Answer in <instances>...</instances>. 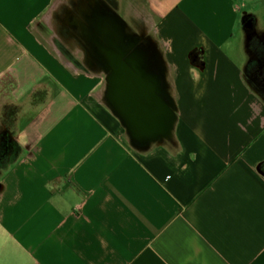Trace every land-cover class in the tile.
Instances as JSON below:
<instances>
[{
    "label": "crops",
    "instance_id": "1",
    "mask_svg": "<svg viewBox=\"0 0 264 264\" xmlns=\"http://www.w3.org/2000/svg\"><path fill=\"white\" fill-rule=\"evenodd\" d=\"M112 1L0 0V264H264V0H125L174 106L145 149L58 35Z\"/></svg>",
    "mask_w": 264,
    "mask_h": 264
},
{
    "label": "water",
    "instance_id": "2",
    "mask_svg": "<svg viewBox=\"0 0 264 264\" xmlns=\"http://www.w3.org/2000/svg\"><path fill=\"white\" fill-rule=\"evenodd\" d=\"M84 18L86 24L72 31L73 35L106 71V102L120 118L131 142L145 149L151 141L169 133L174 117L161 55L151 42L149 54L156 58L159 71L149 72V54L141 49L129 52L136 39L126 41L129 35L115 14L94 11Z\"/></svg>",
    "mask_w": 264,
    "mask_h": 264
},
{
    "label": "rangeland",
    "instance_id": "3",
    "mask_svg": "<svg viewBox=\"0 0 264 264\" xmlns=\"http://www.w3.org/2000/svg\"><path fill=\"white\" fill-rule=\"evenodd\" d=\"M80 0H72L74 3H79ZM105 5L111 6V3H109V0H103ZM125 4V5H124ZM124 7V8H123ZM136 13L133 9L127 8V2L125 0L122 1L121 4V13L122 17L125 21V30L127 35H134V33L138 35H146V37L154 44L155 50L158 52V54L161 53L160 46L155 41L154 38V32H153V20L151 16L147 13L146 10L142 7L136 8ZM243 10L240 12V16L242 15ZM256 18L258 19V26L264 28V12H262L259 8L256 9ZM58 34V33H57ZM61 37H65L68 40V43L71 45V49H66L65 54H71V57H75V59L71 58L73 61H75V64L77 67H79L82 70H85L89 73L93 74H100L103 75V82H104V93L106 91L107 87V81H106V71L103 69L102 65L97 63V60L91 56L85 48L79 47L78 44L74 41V38L70 36L68 33H59ZM74 37V35H73ZM76 38V36H75ZM104 101H107L106 96L104 95ZM4 119L2 115H0V120ZM127 131V130H126ZM127 135L129 136L128 132ZM130 137V136H129ZM10 135H8V131L5 128H2L0 126V143H2V147L5 149L4 155H0V171L3 166L9 162L19 151L18 145L13 142ZM1 151V150H0ZM5 157L3 159V157Z\"/></svg>",
    "mask_w": 264,
    "mask_h": 264
},
{
    "label": "flooded vegetation",
    "instance_id": "4",
    "mask_svg": "<svg viewBox=\"0 0 264 264\" xmlns=\"http://www.w3.org/2000/svg\"><path fill=\"white\" fill-rule=\"evenodd\" d=\"M109 3H111V5H113V1L112 0H109ZM136 39L135 43L133 44V47L129 50V52L131 51H134V50H138V49H141V50H144L145 52H147L148 54L152 51V43L151 41L146 37V35H138L136 33H134V35H130L126 41H128L129 39ZM147 61L149 62L148 64V71L149 72H156L158 73L159 71V65L158 63H156V58L153 56V55H148L147 56ZM262 78L260 79V82H261V86L264 88V73H262ZM12 144H14L12 142ZM2 143H0V155H4L3 153L5 152V149L2 147ZM3 157V156H1ZM5 157H3L4 159Z\"/></svg>",
    "mask_w": 264,
    "mask_h": 264
},
{
    "label": "trees",
    "instance_id": "5",
    "mask_svg": "<svg viewBox=\"0 0 264 264\" xmlns=\"http://www.w3.org/2000/svg\"><path fill=\"white\" fill-rule=\"evenodd\" d=\"M194 56V53H191V57H193Z\"/></svg>",
    "mask_w": 264,
    "mask_h": 264
}]
</instances>
